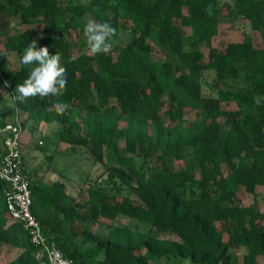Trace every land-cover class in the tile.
<instances>
[{"label": "trees", "instance_id": "obj_1", "mask_svg": "<svg viewBox=\"0 0 264 264\" xmlns=\"http://www.w3.org/2000/svg\"><path fill=\"white\" fill-rule=\"evenodd\" d=\"M234 1L236 16L264 37V0ZM86 15L110 22L113 40L126 33L127 44L75 55L72 34L83 35ZM220 17L219 0H0V31L8 36L0 48V84L16 108L29 121L57 123L61 140L115 164L103 174L106 184L99 178L90 185L85 201L69 194L64 181L31 183L32 211L44 235L74 264H258L264 255V211L235 205L239 191L264 188V47L250 40L224 51L211 46ZM31 40L61 53L62 96L15 99L16 84L30 71L19 58ZM201 44L211 46L207 64L195 48ZM206 72H214L212 83ZM56 103L67 105L63 114ZM192 108L199 114L189 122ZM13 120L2 118L0 129ZM173 161L185 162L186 170ZM6 188L0 187L4 196ZM121 215L146 229L116 225ZM10 219L4 198L0 254L5 244L19 253L0 264H41L30 234L16 221L6 227ZM101 220L110 222L107 232L75 231L78 223ZM218 223L235 228L225 236ZM242 248L249 252L239 255Z\"/></svg>", "mask_w": 264, "mask_h": 264}, {"label": "rangeland", "instance_id": "obj_2", "mask_svg": "<svg viewBox=\"0 0 264 264\" xmlns=\"http://www.w3.org/2000/svg\"><path fill=\"white\" fill-rule=\"evenodd\" d=\"M221 7V17H220V27L219 35L213 40L211 46L217 48L219 51H224L228 44L230 43H240L246 40H250L258 48L264 47V37L258 31L252 29L251 24L248 20L238 18L236 16V8L234 0H219ZM184 13H188L185 10ZM86 20H92L89 15L85 16ZM96 21V20H95ZM97 22V21H96ZM99 23V22H97ZM36 33H43V27L32 26ZM190 33L189 30H187ZM79 36V35H78ZM76 36V33L72 34L73 41L75 44V55L81 53H90L84 35ZM7 35L0 31V48H3L7 40ZM127 44V34L122 33L121 37L112 40V51L116 52L119 46H125ZM211 46L208 44H201L196 46L198 50L202 51L205 55V63L210 61V49ZM187 50H192V47H186ZM15 58V57H13ZM16 59V58H15ZM206 79L212 83L214 80V72H206ZM207 95H213L214 93L209 88H205ZM114 102V101H113ZM235 106H228L223 104L224 110H229ZM16 113H15V112ZM6 112V113H5ZM20 115L23 121L24 130L28 135H31V144L23 147V153L29 155L32 158L33 168L35 167L37 171H27L31 179V183H36L38 181H44L47 183H53L56 181H64L67 186V192L80 201H85L89 198L88 189L93 182L99 178L100 182L106 184L107 175L103 177L107 167L113 166L112 162L105 160L104 163L97 162L92 155L91 149L88 146L73 145L66 141L61 140V130L57 123H48L46 121H36L28 120V114L17 109L14 105V99L11 91L5 86L0 84V120L6 119V121L12 120L16 115ZM198 110L187 109L185 113V118L189 122L195 121L198 117ZM168 121H170L167 118ZM222 123L225 124L226 120L223 118ZM1 125V122H0ZM3 137L0 138V143H2ZM120 145L123 155L125 152V140H120ZM139 164L143 162L142 159L138 160ZM155 163L160 165V161L155 159ZM150 164V163H149ZM174 166L179 171H185V162L173 161ZM197 176L200 177V170H197ZM37 178V179H36ZM3 181L0 180V187L3 185ZM126 195H134L127 193ZM5 198L4 194L0 192V200L3 201ZM120 199L121 197L118 196ZM236 206L242 208H247L256 205L260 211H264V188L258 187L254 194H247L243 191L237 193ZM10 221L14 222L12 219ZM110 222L106 220H101L95 224H83L78 223L74 226L75 231L82 232L86 229L93 232H107V225ZM115 224L122 227H133L139 230L146 229L144 225L136 220H133L126 216H119L115 221ZM248 225V221H247ZM249 226V225H248ZM235 228L232 223H218V229L225 236L231 233ZM23 232L27 234V230L24 229ZM13 251H16L12 248ZM239 255H243L249 252L248 248L237 249ZM17 255L19 252H16ZM8 251L5 249V256H0V263L4 261L11 260ZM166 260L160 262V264H170ZM258 264H264V255L258 257Z\"/></svg>", "mask_w": 264, "mask_h": 264}, {"label": "built area", "instance_id": "obj_3", "mask_svg": "<svg viewBox=\"0 0 264 264\" xmlns=\"http://www.w3.org/2000/svg\"><path fill=\"white\" fill-rule=\"evenodd\" d=\"M24 125L19 113L5 128L0 129L4 153L0 160V179L7 185L5 202L9 217L23 225L31 242L39 248L37 258L41 264H74L55 243L44 235L32 211L31 179L23 156ZM46 258V259H45Z\"/></svg>", "mask_w": 264, "mask_h": 264}, {"label": "clouds", "instance_id": "obj_4", "mask_svg": "<svg viewBox=\"0 0 264 264\" xmlns=\"http://www.w3.org/2000/svg\"><path fill=\"white\" fill-rule=\"evenodd\" d=\"M210 8L211 6L209 14ZM116 34L117 29L110 22L97 23L95 20H88L83 28L87 48L93 55L109 53ZM19 65L30 71L27 78L15 86L17 101L25 103L36 97L45 99L63 95L67 87V70L62 66L60 52L50 54L48 47H38L37 41L31 40L19 58ZM53 107L58 114H63L67 105L56 103Z\"/></svg>", "mask_w": 264, "mask_h": 264}, {"label": "crops", "instance_id": "obj_5", "mask_svg": "<svg viewBox=\"0 0 264 264\" xmlns=\"http://www.w3.org/2000/svg\"><path fill=\"white\" fill-rule=\"evenodd\" d=\"M6 113V112H5ZM31 135H28L27 132L25 131L24 132V136H23V147L27 146L28 144H31ZM23 150V149H22ZM3 153H4V141H2V143H0V160L3 156ZM23 156H24V160L26 162V168H27V171H33L35 170V172L37 171V169L34 167L33 168V162L32 161V158L31 156L29 155H26L23 153ZM28 173V172H27ZM29 174V173H28ZM37 179V178H36ZM41 182L45 183V184H53V183H47V182H44L41 180ZM57 182V181H56ZM66 184V183H65ZM13 222L8 220L7 222V226L6 227H9ZM5 249H6V252L8 251V254H9V257L12 258L11 260H13L16 256H17V251H13L12 250V247L9 246L8 244H5L2 248H1V254L0 256H5ZM11 260H7V261H4V262H9Z\"/></svg>", "mask_w": 264, "mask_h": 264}]
</instances>
